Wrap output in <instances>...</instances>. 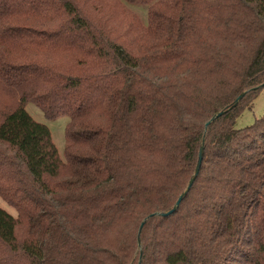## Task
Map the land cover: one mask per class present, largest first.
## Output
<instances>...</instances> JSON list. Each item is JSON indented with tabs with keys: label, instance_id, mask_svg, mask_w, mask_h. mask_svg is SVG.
Returning a JSON list of instances; mask_svg holds the SVG:
<instances>
[{
	"label": "trees",
	"instance_id": "1",
	"mask_svg": "<svg viewBox=\"0 0 264 264\" xmlns=\"http://www.w3.org/2000/svg\"><path fill=\"white\" fill-rule=\"evenodd\" d=\"M124 1L0 0V264H264V0Z\"/></svg>",
	"mask_w": 264,
	"mask_h": 264
},
{
	"label": "rangeland",
	"instance_id": "2",
	"mask_svg": "<svg viewBox=\"0 0 264 264\" xmlns=\"http://www.w3.org/2000/svg\"><path fill=\"white\" fill-rule=\"evenodd\" d=\"M127 8H130L136 14H138L141 20L147 23L148 5L132 4L124 0H120ZM27 110L33 115V117L43 123L48 124L52 131L53 140L59 150V153L64 157L65 145H66V127L70 122L68 115L61 116L55 120H48L43 111L33 103L27 105ZM264 114V88L260 92L259 96L253 103L252 109H247L241 117L238 119L236 126L238 128L251 125L257 118H260ZM0 206L10 212L12 215L17 216V210L6 203L0 197Z\"/></svg>",
	"mask_w": 264,
	"mask_h": 264
},
{
	"label": "water",
	"instance_id": "3",
	"mask_svg": "<svg viewBox=\"0 0 264 264\" xmlns=\"http://www.w3.org/2000/svg\"><path fill=\"white\" fill-rule=\"evenodd\" d=\"M242 96H243V95H241V96L236 100V103L241 99ZM222 114H223V111L220 112V113H218L217 115H215V116L212 118V120H214L215 118H217L218 116H220V115H222ZM212 120H211V121H212ZM211 121H209L208 124H210ZM203 153H204V150L201 149V150H200V153H199V158H198V163H197V167H196L195 176H194L193 179L190 181L189 186H188L186 192L183 193V194L179 197L176 206H175L171 211H169L168 213H165V215H168V214H170V213H172L173 211L176 210V208H177V207L179 206V204L181 203L182 199L185 197L187 191L191 188V186H192V184H193V182H194L195 177L198 175V173H199V171H200V168H201V165H202V160H203ZM142 226H143V225H142Z\"/></svg>",
	"mask_w": 264,
	"mask_h": 264
}]
</instances>
